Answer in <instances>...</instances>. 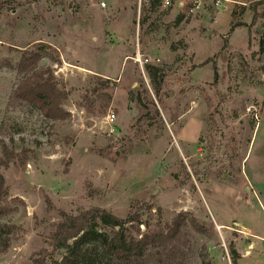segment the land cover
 Wrapping results in <instances>:
<instances>
[{"label": "rangeland", "instance_id": "1", "mask_svg": "<svg viewBox=\"0 0 264 264\" xmlns=\"http://www.w3.org/2000/svg\"><path fill=\"white\" fill-rule=\"evenodd\" d=\"M25 52L65 119L15 97ZM0 173V264L60 259L63 213L133 202L140 233L188 218L176 264H232L231 246L264 264V0H0ZM85 248L81 264H115Z\"/></svg>", "mask_w": 264, "mask_h": 264}, {"label": "trees", "instance_id": "2", "mask_svg": "<svg viewBox=\"0 0 264 264\" xmlns=\"http://www.w3.org/2000/svg\"><path fill=\"white\" fill-rule=\"evenodd\" d=\"M160 1L151 0V4L157 6ZM142 21L144 19L140 22ZM39 59L40 54L37 52H25L20 58L17 64L18 72H30L31 75L17 86L14 91L15 97L37 107L49 119H65L69 112L63 108L62 104L68 94L58 87L52 75L43 78L42 73H37L36 75L40 78H34ZM107 97L109 101L111 96ZM4 162L7 165V162ZM7 195L5 178L0 173V218L7 211V206L3 204ZM135 207L136 203L133 202L132 210L124 218L99 206H93L76 215L63 213L62 219L55 224L51 232L52 249L54 252L63 253L61 258H55L52 253L49 258L43 255L34 259V264H46L48 259L53 264H81L87 258V250L91 249L85 247L91 243L99 246L115 264H176L183 253L181 247L183 229L187 226L188 218L180 213L172 222L162 225L158 221L154 228L140 233L139 226L144 222L141 211L134 210ZM144 207L147 210L152 208L148 203H144ZM157 211L159 212V209ZM96 221L113 227L112 233L97 229L94 225ZM90 223L92 226H89ZM132 228L137 230L140 237L133 234ZM230 250L233 255L232 264H235L239 254L234 246H231ZM86 263L95 264V261L88 258ZM204 263L210 264L205 259ZM98 264L102 263L98 262Z\"/></svg>", "mask_w": 264, "mask_h": 264}, {"label": "built area", "instance_id": "3", "mask_svg": "<svg viewBox=\"0 0 264 264\" xmlns=\"http://www.w3.org/2000/svg\"><path fill=\"white\" fill-rule=\"evenodd\" d=\"M196 1V0H195ZM161 2H162V5L164 6V7H169V6H171L172 5V3H173V0H161ZM195 3H198V2H195ZM178 4H181V1H179L178 2ZM102 6H105V2H102ZM136 60L137 61H140L141 59L139 58V53H138V57L136 58ZM115 114L113 113V112H110V113H108L107 114V119H108V121H114V119H115ZM263 240H264V238H262Z\"/></svg>", "mask_w": 264, "mask_h": 264}, {"label": "crops", "instance_id": "4", "mask_svg": "<svg viewBox=\"0 0 264 264\" xmlns=\"http://www.w3.org/2000/svg\"><path fill=\"white\" fill-rule=\"evenodd\" d=\"M256 125H257V124H256ZM254 236H256L258 239H260V238H263V237H264V236H260V235H254ZM253 246H254V247L256 246V242H253V245L249 247V250H250V249H251V247H253ZM249 250H248V251H249Z\"/></svg>", "mask_w": 264, "mask_h": 264}]
</instances>
